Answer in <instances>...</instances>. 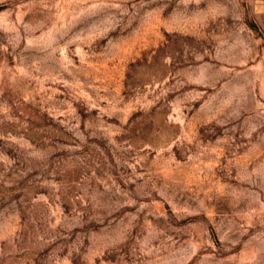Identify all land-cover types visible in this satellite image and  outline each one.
Listing matches in <instances>:
<instances>
[{"label":"rangeland","instance_id":"1","mask_svg":"<svg viewBox=\"0 0 264 264\" xmlns=\"http://www.w3.org/2000/svg\"><path fill=\"white\" fill-rule=\"evenodd\" d=\"M0 264H264V0H0Z\"/></svg>","mask_w":264,"mask_h":264}]
</instances>
